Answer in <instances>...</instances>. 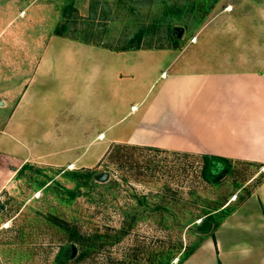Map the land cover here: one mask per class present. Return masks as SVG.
<instances>
[{"label": "rangeland", "instance_id": "rangeland-1", "mask_svg": "<svg viewBox=\"0 0 264 264\" xmlns=\"http://www.w3.org/2000/svg\"><path fill=\"white\" fill-rule=\"evenodd\" d=\"M183 1L0 0V85L18 72L31 74L42 58L64 60L63 54L57 55L59 50L72 53L80 51L77 46L94 45L56 35L62 24L70 25L66 31L70 35L115 48L131 43L143 28L145 47L172 45L165 23L173 19L184 28L178 37L184 51L175 72L230 69L242 66L239 60L259 58L250 48L256 45L254 38L249 35L250 42L245 41L244 19L235 26L224 20L219 28L200 33L199 44H192L201 25L185 29L183 16L164 12ZM249 24L248 32L258 35L257 29L249 30L255 25ZM208 33L212 37L205 43ZM177 50L145 56L150 61L166 54L159 75L180 53ZM13 87L0 86V124L11 112L1 103L15 99L17 91L8 93L16 90ZM107 152L91 168L0 160V264H176L185 248H198L207 238H215L218 228H200L206 213H216L222 224L264 178L263 164L231 160L229 169L208 181L202 175L207 153L199 151L119 141ZM104 173L109 175L101 180ZM222 209L228 214L220 220ZM72 244L78 249L74 257Z\"/></svg>", "mask_w": 264, "mask_h": 264}, {"label": "crops", "instance_id": "crops-1", "mask_svg": "<svg viewBox=\"0 0 264 264\" xmlns=\"http://www.w3.org/2000/svg\"><path fill=\"white\" fill-rule=\"evenodd\" d=\"M227 19L234 26L246 20L244 38H254L250 48L258 65L247 59L230 69L175 72L184 51L177 48L180 53L158 75L166 54L149 61L146 53L172 48L117 51L86 44L77 46L80 51L56 52L64 55L61 61L42 58L31 74L18 72L0 85L17 91L15 99L1 103L11 112L0 124V160L91 168L111 143L121 141L264 165V0H221L192 44ZM250 22L258 35L248 32ZM183 264H264V178L215 238Z\"/></svg>", "mask_w": 264, "mask_h": 264}, {"label": "trees", "instance_id": "trees-1", "mask_svg": "<svg viewBox=\"0 0 264 264\" xmlns=\"http://www.w3.org/2000/svg\"><path fill=\"white\" fill-rule=\"evenodd\" d=\"M221 0H184L181 5H170L168 6V9H165L164 12L167 14H180L183 16V18L180 20L181 24L185 26V29L188 28H193L197 27V25H201L205 19L210 15V13L213 11L215 6L220 2ZM156 19V18H154ZM161 19V18H160ZM156 22H159L156 20ZM154 22V23H156ZM165 23V22H164ZM159 25V24H158ZM69 24H62L58 26L55 29V34L59 36H64V37H69L74 40H80V41H85L86 43H91L97 46H102V47H107L112 50H117V51H124V50H137V49H142V48H156V49H161V48H179L181 43L180 38L177 36V32L175 31L177 27L176 24H173V19H169L168 23L166 21L165 27L167 28L166 35L169 40L172 41V45H164V44H158L153 46L152 44L150 45H145V47L142 46L141 41L144 39V35L146 33L145 29L140 28V30L135 33V35L132 38L131 43L125 46H120V47H110L106 46L104 44H101V42H96V41H91V40H86V39H81L78 37H75L73 35L68 34L66 31L69 28ZM144 27V26H142ZM67 33V34H66ZM163 38V36H162ZM137 41V45H135L133 42ZM116 147L117 145L114 144ZM107 152L108 155H111L112 152H114V147ZM203 167H202V175L206 180L210 181H215V178H217V175L222 172L223 170L229 169L231 166V160L215 155V154H205L203 157ZM217 210V209H216ZM222 211V216L220 220H223L226 215L228 214L227 210H221ZM216 213L213 212H208L205 215V218L202 221V224L200 228L204 231H207L209 229H214L218 228L221 224L220 221L216 220ZM216 218V219H215ZM215 222V224H214ZM129 228L127 227L123 235L127 233V230ZM197 249V246L191 249L185 248V252L182 254V257L180 258L179 262L176 264H183L185 260L188 259V257L193 254V252ZM61 262V261H60ZM62 263V262H61ZM165 264H169V261H167Z\"/></svg>", "mask_w": 264, "mask_h": 264}, {"label": "water", "instance_id": "water-1", "mask_svg": "<svg viewBox=\"0 0 264 264\" xmlns=\"http://www.w3.org/2000/svg\"><path fill=\"white\" fill-rule=\"evenodd\" d=\"M175 31L177 32V36L181 37L183 35L184 28L183 27H177ZM108 175H109V173H104L102 178H101V180H106ZM77 251H78L77 246L75 244H72L71 245V256L70 257H74L76 255Z\"/></svg>", "mask_w": 264, "mask_h": 264}]
</instances>
